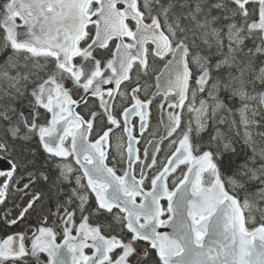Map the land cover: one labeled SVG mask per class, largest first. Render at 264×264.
<instances>
[{"label": "snow or ice", "instance_id": "1", "mask_svg": "<svg viewBox=\"0 0 264 264\" xmlns=\"http://www.w3.org/2000/svg\"><path fill=\"white\" fill-rule=\"evenodd\" d=\"M0 264H264V0H0Z\"/></svg>", "mask_w": 264, "mask_h": 264}]
</instances>
